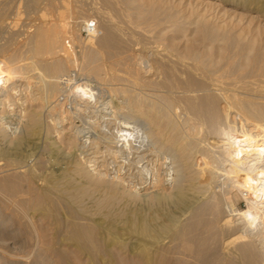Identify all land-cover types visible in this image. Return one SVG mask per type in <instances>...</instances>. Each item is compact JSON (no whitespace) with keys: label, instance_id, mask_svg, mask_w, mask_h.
I'll use <instances>...</instances> for the list:
<instances>
[{"label":"rangeland","instance_id":"rangeland-1","mask_svg":"<svg viewBox=\"0 0 264 264\" xmlns=\"http://www.w3.org/2000/svg\"><path fill=\"white\" fill-rule=\"evenodd\" d=\"M107 1L0 0V94L9 91L11 95L7 98L10 99L9 107L6 104V110L1 113L8 122L9 136H0V264H241L238 247L243 242L234 240L237 230L232 227L235 230L233 233L231 226H235L237 220L231 214V209L246 210L247 200L243 189L230 182L229 173L223 170L226 163L218 157L216 147L212 146L213 141L210 140L212 134H208L209 129L204 124L196 129L197 137H201L198 148L203 145L208 152L201 154L196 151L195 157L198 162L201 161V166L214 169L213 176L200 178L195 185H188L181 193L183 196L174 191L170 194L155 191L152 192L151 201L148 196L130 200L106 187H92L82 196L79 195L78 199L74 196L73 185L81 181L69 172L74 163V148H64L55 142L54 137L44 133L46 105L60 93V86H55L59 93L55 92L51 97L46 98L41 94L46 71L40 68L41 65L37 64L39 58L34 57L29 49L33 32L43 24H62L65 29L62 31L65 50L77 60L66 67L58 78L69 74L72 81L88 79L98 85L95 90L100 87L98 90L104 93L113 88L110 91L116 100L123 99V85L132 77H144L154 85L161 80L171 82L177 66L173 60L175 58L172 59L175 57L172 54L174 50L166 48L167 44L164 43L169 38L165 34L173 36L178 45L184 42L179 38V32L172 31V20L164 17L157 22L158 17H150L146 24L140 23L142 26H138V20L127 6L125 8L124 2ZM174 1L179 3L175 9L178 16L189 20L195 18L197 12L203 13L207 19L221 25H232L240 32L249 30L248 34L258 33L264 42V12H258L254 4H250L252 8L244 9L238 5V0H219V6L209 9L198 5L200 3L197 4L195 0ZM90 22L95 26V34L83 31L84 25ZM163 30L165 33L159 32ZM157 32L159 36L162 34V39L158 38ZM131 35L137 39L134 40L133 36L130 39ZM139 35L147 40L143 42L145 39H138ZM81 47L85 50L91 47L99 49L93 63L102 66L104 77L114 74L110 76L116 75L117 78L99 80L92 74L83 73L81 60L85 50ZM165 56L167 62L172 60V63H166ZM150 64L155 70L152 69L149 76L144 70ZM17 65L25 67L19 69ZM6 66H13V69ZM77 86L71 87L70 91L77 93ZM38 88V102L33 100L29 105L32 103V107H37L43 123L35 131L24 134L18 124V108L14 98L28 94L29 89L34 92L36 89L37 92ZM14 93L21 94L18 96ZM19 136L22 139L18 140ZM112 195L118 197L107 203ZM227 217L231 218L229 226L224 221ZM222 223L227 225L223 226ZM234 255L236 261L231 259L235 258Z\"/></svg>","mask_w":264,"mask_h":264},{"label":"bare ground","instance_id":"bare-ground-1","mask_svg":"<svg viewBox=\"0 0 264 264\" xmlns=\"http://www.w3.org/2000/svg\"><path fill=\"white\" fill-rule=\"evenodd\" d=\"M121 1L124 2L125 8L127 6L134 14L138 26L140 23L146 24L150 17H158L157 22L165 18L173 21L172 31L179 32V38L184 42L178 45L173 36L165 34V37L169 38L168 41L164 40V43L167 44L166 48L174 50L172 54L175 57L172 59L175 58L173 60L177 66L175 70L173 62L171 82L161 80V76L158 85L150 84L144 77L139 79L131 76L132 78L128 80L124 78L127 80L122 89L124 97L122 100H116L110 91L113 88L104 93L98 90L100 87L95 90L98 85L89 82L88 79L81 82L72 81L69 74L58 78L63 71L65 72L66 67L72 66L77 60L65 50L62 37V31L65 29L63 30L62 24L57 22L48 26L44 24L38 26L29 40L31 54L39 58L37 64L46 71L41 94L46 95V98L51 97L55 92L59 93L55 86H60V93L46 105L43 114L46 125L44 133L54 137L55 142L65 146L64 148H74L72 153L74 163L70 166L69 172L71 176L81 179L73 185L74 196L79 198V195L90 191L92 187L115 190L117 194L130 200L148 196L151 201L152 192L155 191L159 194L185 192L188 185H195L196 180L210 178L213 174L212 167L201 166V161L198 162L195 157L196 151H200L201 154L208 152L203 145L202 149L198 148L201 137H197L196 129L201 125L203 127L204 124L207 130L209 129L208 134L209 132L212 134L210 140L213 141L212 146L216 147L218 157H221L228 167L225 165L223 168L219 165L229 173L230 182L243 189L246 198L244 199L247 200L246 210L231 209V214L237 220L234 222L235 226L231 224L233 225L231 229L236 227L237 230L234 240L239 239L241 243L243 242L238 244L240 260L243 264H264V42L261 36L254 32L248 34L249 30L246 33L240 32L232 25H221L199 12L195 18L189 20L178 16L175 9L179 3H175L174 0ZM195 1L209 9L219 6V0ZM257 1L237 2L244 9L252 8L249 6L254 4L258 12H264V2ZM189 30L190 34L187 33ZM159 32L158 38H161L162 34L159 36ZM134 35L129 38L133 36L136 40L135 36L138 35ZM139 36L138 39L143 38ZM95 49L91 47L83 51L85 52L83 56L81 55L83 59L80 56L83 73L92 74L99 80L106 79L107 76L102 75V72L104 73L102 66L95 64L97 59L95 63L92 61L99 52V49ZM166 56V63H172V60L167 62ZM6 67L2 68L13 69V66ZM21 67L25 66L17 65V68ZM152 69L153 66L150 64L144 73L150 76L152 75L150 71L155 70ZM110 75L108 79L116 77ZM75 85H78L77 93L70 91ZM38 90L39 88L34 92L29 89L28 94L21 96H19L21 93H14L19 94L18 98H13L18 108L16 110L18 124L24 134L30 130L35 131L43 123L37 107L33 108L32 103L29 105L30 101L38 100L37 96L40 95ZM119 90L118 88L117 91ZM8 92L0 94V136L3 137L8 135V122L1 115L10 105V99L7 98L11 95ZM40 102L42 104V101ZM6 104L8 106L5 108ZM205 129L203 130L207 133ZM20 139L22 136L18 137V140ZM115 197L118 196H109L106 202H111ZM230 219L227 217L225 223ZM236 256L231 259H236ZM148 259L147 257L146 261Z\"/></svg>","mask_w":264,"mask_h":264},{"label":"built area","instance_id":"built-area-1","mask_svg":"<svg viewBox=\"0 0 264 264\" xmlns=\"http://www.w3.org/2000/svg\"><path fill=\"white\" fill-rule=\"evenodd\" d=\"M86 34H92L95 32V26L92 22L87 23L84 25V30H83Z\"/></svg>","mask_w":264,"mask_h":264}]
</instances>
